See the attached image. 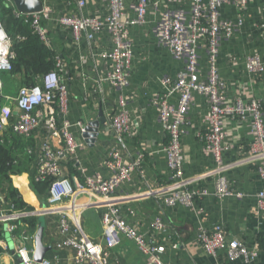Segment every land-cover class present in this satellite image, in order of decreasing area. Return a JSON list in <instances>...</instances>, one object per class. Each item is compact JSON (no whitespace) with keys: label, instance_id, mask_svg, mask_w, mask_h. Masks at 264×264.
<instances>
[{"label":"crops","instance_id":"0c3cea01","mask_svg":"<svg viewBox=\"0 0 264 264\" xmlns=\"http://www.w3.org/2000/svg\"><path fill=\"white\" fill-rule=\"evenodd\" d=\"M42 8H49L48 19L41 24L47 33L50 49L63 64L59 72L62 82L69 94V107L66 117L58 114L55 104L52 108L53 124L60 128L65 122L72 125L70 131L76 141H82L85 147L77 151L75 156H67L62 162V171L73 184L83 183L85 170L87 176H98L108 180L112 172L106 167L108 152L118 150L124 164L143 156L139 170L132 173L130 180L124 182L108 199L78 196V204L89 206L70 215L72 224L79 226L88 239L103 243V227L101 214L109 206H116L130 226L152 238V222L156 216L162 218L165 233L160 234L154 242L166 245L162 256L164 262L173 264H244L241 261L229 262L223 253L218 258L206 255L198 242L202 230H213L215 226L223 227L228 240H237L248 248L260 245L264 241V217L256 212V195L264 188L257 173V164L250 161L252 155L253 136L247 123L239 120L225 121L227 132L226 147L222 154L223 170L203 148L200 136L208 129L204 118L208 113V104L203 96L195 95L194 102L182 126L181 164L183 185L178 186L170 179L171 173L163 152L168 138L158 120V113L151 105L154 97L161 93V80L164 77L174 79L184 70V63L173 58L160 44L159 36L163 18L167 12L189 10L187 4H177L169 0H150L145 23L134 25L128 29L131 44V72L128 85L117 88L105 81L113 72L112 63L102 57L114 48L112 35L108 30L96 34L92 42L84 36L75 40L70 28L57 23L62 16H76L75 11L68 10L65 0H40ZM8 6H14L8 0ZM136 0H124L127 19H135ZM264 0H249L247 10L242 14L243 25L229 39L223 40L217 57V72L225 84L227 96H240L244 101L257 99L261 103L264 116ZM84 16L105 18L108 15L106 0H85L82 10ZM223 20L235 21L237 11L234 7L224 5L219 10ZM200 56V80L205 81L209 68V60L205 46L198 49ZM257 56L263 64L260 74H251L246 66L247 58ZM5 99L2 114L7 128L19 114L16 98L21 84L20 75L1 74ZM39 78V77H38ZM37 78V79H38ZM36 79V83H37ZM6 84L8 88H6ZM176 97L173 102L176 103ZM122 100L123 105H120ZM45 110V108H44ZM46 111V110H45ZM125 111L130 120V135L121 146L111 130L108 119ZM103 118L104 124L99 126L97 138L92 147L83 139L75 124L87 127L90 123ZM249 121V118H248ZM9 130V129H8ZM18 137V136H17ZM22 138V137H21ZM28 139L35 148L33 156L24 158V169L19 175L11 176L12 185L21 194L25 203L38 211L45 203L35 195L31 181L37 167V155L40 144L47 139V130L40 128ZM56 149H63L64 142L60 137L50 139ZM20 160V158H19ZM76 160L79 162L77 163ZM225 179L232 195L219 198L217 185ZM187 189V192L206 190L203 197L193 198L191 206L177 202L169 206L166 200L172 190ZM158 193V198L148 197V191ZM241 194V197L235 196ZM4 194L0 191L1 208ZM72 216V217H71ZM44 230V244L51 247L45 258L56 264H73V251L57 249V216L47 217ZM13 225V223H11ZM17 231V232H16ZM5 235L0 239V264H17L15 250L21 244L23 235L34 237L21 225L13 232L5 226ZM176 248H172L171 245ZM34 250L31 239L26 244ZM110 264H145L137 248L125 238L110 253ZM255 264H264V249L261 246Z\"/></svg>","mask_w":264,"mask_h":264},{"label":"built area","instance_id":"2783aa9c","mask_svg":"<svg viewBox=\"0 0 264 264\" xmlns=\"http://www.w3.org/2000/svg\"><path fill=\"white\" fill-rule=\"evenodd\" d=\"M177 4H187L189 10H178L177 13L167 12L159 36L160 44L175 59L184 63V70L174 79L164 77L161 80L162 92L151 101L156 108L161 128L168 138V143L163 149L167 165L170 170V179L178 186L183 185V171L181 164V136L182 126L190 110L194 96L200 95L208 104V113L204 118L208 129L200 136L203 148L223 170L222 154L227 149L225 121L239 120L248 124L250 134L254 141L250 161L257 164L259 178L264 181V116L261 103L257 99L244 101L240 96H227L225 84L217 72V57L223 40L229 39L243 25L242 14L247 10L249 0H169ZM9 5L8 1H5ZM108 15L105 18L84 16L85 0H75L77 15L62 16L57 23L72 30L76 41L84 36L87 42H92L96 34L108 30L112 35L114 48L111 52L102 55L112 63L113 72L108 74L105 81L117 88L128 85L131 72L132 49L128 39V29L134 25L145 23V16L150 0H136V17L127 19L124 0H106ZM229 5L236 9L235 21L223 20L219 10L222 6ZM11 6V5H10ZM12 7V6H11ZM13 14L24 23H28L40 40L49 46L47 33L41 21L48 19L49 8L44 7L40 13L21 14L13 6ZM0 0V134L10 131L13 135L28 138L40 128L47 130V139L40 144L37 155L36 180L50 179L46 204L38 211L5 213L0 204V224H4L9 232L17 229L14 225L19 218L53 217L57 216V234L59 240L55 243L57 249L73 251V264H110V253L117 248L121 239L131 242L145 260V264H173L162 260L166 252L165 244L154 242L160 234L165 233L162 218L156 216L152 222L151 240L146 234L130 226L116 206H109L101 214L103 243H96L88 239L79 226L72 224L70 215L86 209L89 204H78V196L110 198L124 183L130 180L133 172L139 170L143 156L124 164L118 150L108 152L106 167L112 172L111 178L104 180L98 176H87L85 170L80 169L83 183L73 184L66 178L62 171V162L67 156H75L77 151L85 147L84 142L76 141L70 131L72 125L65 122L60 128L53 124L52 108L57 106L58 114L66 117L69 107V94L67 87L62 82L59 72L63 64L55 57V70L43 74L37 83L31 87L19 89L16 98L12 99L19 110L15 121L7 128L2 114V105L5 99L4 86L1 74L11 71V60L14 58L13 44L15 39L8 35L1 20ZM264 15V5L262 6ZM16 39H20L17 37ZM205 46L209 60L206 80H200L201 65L198 49ZM248 71L257 75L262 73L263 64L259 57L250 56L246 63ZM176 103L173 102L174 98ZM120 105H123L120 100ZM45 108V110H44ZM249 118V121H248ZM108 124L115 138L124 146L126 138L130 135V120L125 111L113 115L108 119ZM81 134L85 126L75 124ZM9 129V130H8ZM60 137L64 142L63 149L54 148L50 139ZM3 139H0V143ZM31 150V149H30ZM30 152V151H29ZM77 163H79L76 160ZM83 174V175H82ZM172 190L166 200L167 205L174 206L177 202L191 206L193 198L203 197L206 190L187 192V189ZM158 193L148 191V197L158 198ZM232 195L225 179H220L217 185L219 198ZM241 197V194H235ZM12 210V207H9ZM256 212L264 217V188L256 195ZM72 217V216H71ZM13 223V225L11 224ZM198 242L203 252L211 257L218 258L223 253L229 262L241 261L244 264H255L261 246L248 248L237 240H228L222 226L217 225L213 230H202L198 235ZM21 244L16 248L17 264H36L33 260V249L26 246L33 240L28 235H23ZM171 245V243H169ZM176 248L175 245H171ZM38 264H56L53 260L44 258Z\"/></svg>","mask_w":264,"mask_h":264},{"label":"trees","instance_id":"16d2710c","mask_svg":"<svg viewBox=\"0 0 264 264\" xmlns=\"http://www.w3.org/2000/svg\"><path fill=\"white\" fill-rule=\"evenodd\" d=\"M2 3L4 5H1V20L8 35L15 39L11 71L4 73L8 76L20 75L21 84L24 87L34 86L38 77L55 70V54L49 46L40 40L28 23H24L22 19L14 16L11 6L6 5L4 0ZM65 3L68 5V10H76L75 0H65ZM17 37L20 39H16ZM6 88H8L7 84ZM0 139H3V142L0 143V191L4 194V212L11 213L13 210L16 212H33L34 208L25 203L19 191L13 187L11 176L19 175L23 171L24 158L32 157L35 148L28 139L17 137L10 131L3 133V135L0 134ZM49 185L50 179L36 180L35 172L31 181V188L42 204H46ZM10 206L12 210L9 208ZM38 223L39 217L28 216L19 218L14 222V225L17 228L25 225L30 231H35ZM5 233V225L0 224V239H3Z\"/></svg>","mask_w":264,"mask_h":264},{"label":"water","instance_id":"95a60500","mask_svg":"<svg viewBox=\"0 0 264 264\" xmlns=\"http://www.w3.org/2000/svg\"><path fill=\"white\" fill-rule=\"evenodd\" d=\"M11 2L13 3L16 11L21 14H35L40 13L42 11V5L40 0H11ZM104 122L105 120L103 118H100L99 120L94 121L90 123L87 127H85V132L82 134V136L88 146H93L97 138L99 126L101 124H104ZM44 224L45 222L42 217H39V223L37 225L33 237V260L36 264L40 263L46 257L47 253L51 251V247L46 246L44 244Z\"/></svg>","mask_w":264,"mask_h":264},{"label":"rangeland","instance_id":"374dc122","mask_svg":"<svg viewBox=\"0 0 264 264\" xmlns=\"http://www.w3.org/2000/svg\"><path fill=\"white\" fill-rule=\"evenodd\" d=\"M2 1H3V0H1V5H4V3H2ZM4 1H8V0H4ZM42 219L44 220V222H45V224H46V222H47V219H46V218H44V217H42ZM45 224H44V225H45Z\"/></svg>","mask_w":264,"mask_h":264}]
</instances>
